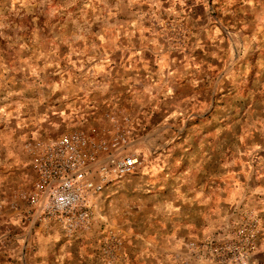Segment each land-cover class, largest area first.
Returning a JSON list of instances; mask_svg holds the SVG:
<instances>
[{"label": "rangeland", "instance_id": "374dc122", "mask_svg": "<svg viewBox=\"0 0 264 264\" xmlns=\"http://www.w3.org/2000/svg\"><path fill=\"white\" fill-rule=\"evenodd\" d=\"M71 131L120 133L141 154L180 139L181 149L218 158L221 180L227 168L233 185L264 193V0H0V264H40L42 255L44 264L161 261L130 237L162 245L165 234L147 222L161 219L154 209L135 221L130 190L92 212L80 236L57 223L49 231L33 214V164ZM247 213L264 252V213ZM182 252L169 264H214Z\"/></svg>", "mask_w": 264, "mask_h": 264}, {"label": "crops", "instance_id": "0c3cea01", "mask_svg": "<svg viewBox=\"0 0 264 264\" xmlns=\"http://www.w3.org/2000/svg\"><path fill=\"white\" fill-rule=\"evenodd\" d=\"M177 140L180 139H169L160 149L153 151L149 148L144 154L137 151L142 159L141 163L126 176L104 185L90 200L91 214L93 212V216H98L103 211L102 208H107V204L112 202L113 197L118 200L119 194L130 190L133 195H139V198L133 201L138 210L134 215L135 221L136 217L141 216V208L154 209L161 219L155 217L154 222H147L155 224L157 230L165 233L162 236L164 244L152 242L153 239L141 234H131L130 237H133L134 241L148 243L150 247L158 249L162 260L155 258L156 264H169L178 256H182V251L189 254L186 247L188 241L218 235L224 227L235 223L243 212L250 210L259 216L264 213L254 211L260 210L259 206L264 204L262 190L252 189L246 186V183L233 185V175L229 174L227 168H222L221 180L218 158H215V161L204 159L207 154L199 153V148L195 151L190 148L181 149L177 146ZM209 164L213 166L209 174L212 178L205 180L204 177L209 171L206 167ZM160 193H167V196L157 198ZM54 223L56 224L51 221L47 224L49 231H53ZM141 223H144L143 219H138L137 224ZM82 233V229H77L69 235L80 236ZM52 239L53 236H50L48 240ZM258 239L259 235L247 264H255L256 260H262L264 257V252L256 250ZM75 251L83 262H87L88 258L83 250ZM40 258V264H44L47 255Z\"/></svg>", "mask_w": 264, "mask_h": 264}, {"label": "built area", "instance_id": "2783aa9c", "mask_svg": "<svg viewBox=\"0 0 264 264\" xmlns=\"http://www.w3.org/2000/svg\"><path fill=\"white\" fill-rule=\"evenodd\" d=\"M120 133L94 139L80 131L67 132L48 143L33 164L36 179L26 194L33 214L56 222L68 233L86 229L91 216V197L104 185L130 173L142 161L126 149ZM257 220L242 213L236 223L214 237L188 241V251L214 264H247L256 240ZM112 236L104 240L108 253ZM115 239V238H114Z\"/></svg>", "mask_w": 264, "mask_h": 264}]
</instances>
